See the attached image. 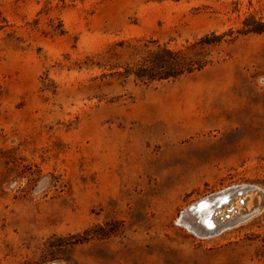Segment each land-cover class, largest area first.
<instances>
[{
    "label": "rangeland",
    "instance_id": "obj_1",
    "mask_svg": "<svg viewBox=\"0 0 264 264\" xmlns=\"http://www.w3.org/2000/svg\"><path fill=\"white\" fill-rule=\"evenodd\" d=\"M163 50L182 74L136 79ZM237 186L264 193V0H0V264H264L256 191L178 222Z\"/></svg>",
    "mask_w": 264,
    "mask_h": 264
},
{
    "label": "water",
    "instance_id": "obj_2",
    "mask_svg": "<svg viewBox=\"0 0 264 264\" xmlns=\"http://www.w3.org/2000/svg\"><path fill=\"white\" fill-rule=\"evenodd\" d=\"M246 191H256L257 193H260V197L264 198V193L262 191H259L258 189L254 188V187H248V186H237L234 188H230L224 192H222L221 195L213 197V198H206L203 199L199 202H197L196 204L188 207L187 209H185L182 213H181V217L179 219V224L183 225V224H187L186 222L188 221L187 219L191 216V214L194 216V214H196L197 212H202L203 210H208V214L206 217V220L211 219V217L214 216V208H219L222 204H225L227 202V200L230 199L231 196H235V195H240L243 192ZM236 197V196H235ZM264 200V199H263ZM242 204V202H241ZM205 206V207H204ZM225 219L228 220V216L226 214ZM244 221V219H240L238 221H231L229 222L226 226V228L236 225L237 222H242ZM189 222V221H188ZM195 225H198L197 229H194L193 232L197 235V236H209L211 234L216 233L220 228H218L216 225H211L208 226L205 221L204 222H200L197 218L194 222ZM189 226V224H188Z\"/></svg>",
    "mask_w": 264,
    "mask_h": 264
},
{
    "label": "trees",
    "instance_id": "obj_3",
    "mask_svg": "<svg viewBox=\"0 0 264 264\" xmlns=\"http://www.w3.org/2000/svg\"><path fill=\"white\" fill-rule=\"evenodd\" d=\"M161 54H166L167 59H164ZM152 61L146 63L144 68L138 69L134 73V77L139 80H159L167 78H175L182 74L184 69V62L182 61L181 54L179 52L161 51L151 55ZM187 72L191 71V68H186Z\"/></svg>",
    "mask_w": 264,
    "mask_h": 264
},
{
    "label": "bare ground",
    "instance_id": "obj_4",
    "mask_svg": "<svg viewBox=\"0 0 264 264\" xmlns=\"http://www.w3.org/2000/svg\"><path fill=\"white\" fill-rule=\"evenodd\" d=\"M234 188V187H233ZM222 194V192H220V193H218V194H215V195H213V196H211V198H213V197H216V196H219V195H221ZM239 196V195H238ZM210 198V197H209ZM251 199V198H250ZM263 199L264 198H262V197H260V200L263 202ZM234 200H236L235 202H238V200L239 199H235V196H231L230 197V199H229V201L227 200V202L225 203V204H222L221 206H220V208L219 209H215L214 208V216L213 217H211V219H208V220H206V217H208L207 216V214H208V210H203L202 212H197L196 214H194V216L195 215H197L195 218H197L200 222H204L205 221V223L208 225V226H211V225H216L218 228H220L219 230H223V228H225L226 226H228L227 224L229 223V222H231V221H238V220H240V219H244V220H247L253 213H256L258 210L260 211V206H261V204L259 203V201L257 200V201H255V203H254V206H253V208H249V210H246V209H244V211H242L241 209L242 208H240L235 202L232 204V206L233 207H231V208H228L226 211H225V213L224 214H228V211H231V212H233V211H236V214L235 215H228V220H226L223 216H221V217H217L218 216V214H220L221 213V208H223V207H227L228 205H229V203L231 202V201H234ZM195 204V203H194ZM250 204H252V203H250ZM245 206V205H244ZM244 206H243V208H244ZM205 207V206H204ZM247 207V206H246ZM245 207V208H246ZM248 207H250V205L248 204ZM258 211V212H259ZM237 212H239V213H237ZM240 214V215H239ZM191 216H193L192 214H191ZM187 223V222H186ZM239 222H237L236 224H238ZM183 226H186V228L189 230V231H191V232H193V230L194 229H197L198 228V225H195V224H193V225H189L188 226V224H183ZM218 230V231H219ZM217 231V232H218ZM194 233V232H193ZM195 234V233H194ZM215 235V234H214ZM202 237V236H201ZM206 238V237H205Z\"/></svg>",
    "mask_w": 264,
    "mask_h": 264
}]
</instances>
